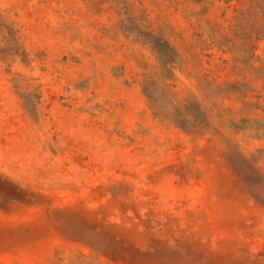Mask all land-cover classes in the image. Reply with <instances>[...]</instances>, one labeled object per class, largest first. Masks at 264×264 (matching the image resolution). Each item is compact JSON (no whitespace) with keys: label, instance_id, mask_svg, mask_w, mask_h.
<instances>
[{"label":"rangeland","instance_id":"1","mask_svg":"<svg viewBox=\"0 0 264 264\" xmlns=\"http://www.w3.org/2000/svg\"><path fill=\"white\" fill-rule=\"evenodd\" d=\"M0 264H264V0H0Z\"/></svg>","mask_w":264,"mask_h":264}]
</instances>
